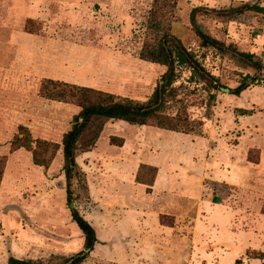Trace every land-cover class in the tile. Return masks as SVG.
Here are the masks:
<instances>
[{"label": "rangeland", "instance_id": "1", "mask_svg": "<svg viewBox=\"0 0 264 264\" xmlns=\"http://www.w3.org/2000/svg\"><path fill=\"white\" fill-rule=\"evenodd\" d=\"M253 4L264 8V0H0V264H59L85 252L61 149L81 108L40 88L52 81L145 103L166 72L139 57L160 36L148 26L153 9L219 88L182 70L166 114L192 133L111 120L87 156L77 152L84 185L74 182L73 209L97 238L82 264H264V71L238 96L223 91L258 74L231 54L200 49L190 22L199 9L205 35L264 62V13L225 18ZM20 126L32 148L57 146L48 169L12 150ZM141 165L157 168L152 186L136 183Z\"/></svg>", "mask_w": 264, "mask_h": 264}, {"label": "trees", "instance_id": "2", "mask_svg": "<svg viewBox=\"0 0 264 264\" xmlns=\"http://www.w3.org/2000/svg\"><path fill=\"white\" fill-rule=\"evenodd\" d=\"M169 1V0H165ZM175 2L172 4L174 5ZM199 9L191 11L190 22L194 26L198 38L200 49H213L221 54H231L242 64L252 68L258 75H245L241 78L239 85L235 89H230L229 94L240 95V93L251 85H259L262 82V72L264 71V62L254 54L238 52L232 46L225 45L216 39L205 35L195 24V15ZM245 12L264 13V8L253 4L244 5L237 9H231L226 12V19L241 15ZM157 12L153 9L148 19V26L151 30L160 33L155 46L144 45L139 53L141 60L149 61L166 67V72L162 77V82L156 87L153 95L142 104L136 103L127 98H120L111 94L95 91L90 88L78 87L73 85H62L52 81L42 84L40 91L48 99L67 103L74 102L81 108L75 115L71 128L67 131L61 140V149L63 156V171L66 180V192L68 205L74 203V182L84 185V174L76 164V155L78 151L89 152L95 146L100 137L103 126L107 121L120 120L130 125L146 126L151 125L171 132L192 133V125L186 120H175L169 118L166 114L167 103L170 94L174 91V84L180 78L182 70L190 71L189 81L199 79L201 81H210L209 90L219 88L218 81L210 77L199 57L193 51L185 48L180 40L175 38L166 26L162 27V22L156 17ZM208 78V80H207ZM48 86H51L48 88ZM214 98V95H211ZM113 138L110 142H113ZM34 141L29 131L23 127H18V135L14 138L12 150L24 149L32 153V162L35 166L48 169L55 154L56 145L48 143H36L32 148ZM123 145L122 139L116 146ZM4 159L0 158V184L3 176ZM157 168L141 165L135 181L138 184L152 186L157 175ZM144 173L150 180L143 179L140 176ZM261 213L264 215V202ZM72 219L80 228L84 238L85 252H80L75 256L63 259L59 264H82L88 254L93 250L97 243V238L92 226L75 210L72 209ZM263 256V254L261 255ZM7 264H43L33 260H18L10 257Z\"/></svg>", "mask_w": 264, "mask_h": 264}, {"label": "water", "instance_id": "3", "mask_svg": "<svg viewBox=\"0 0 264 264\" xmlns=\"http://www.w3.org/2000/svg\"><path fill=\"white\" fill-rule=\"evenodd\" d=\"M223 91L229 92V91L226 90V89H223ZM70 207H71V209H73V208H74V205H73V204H70Z\"/></svg>", "mask_w": 264, "mask_h": 264}, {"label": "crops", "instance_id": "4", "mask_svg": "<svg viewBox=\"0 0 264 264\" xmlns=\"http://www.w3.org/2000/svg\"><path fill=\"white\" fill-rule=\"evenodd\" d=\"M88 154H89V153H84L83 155H84V156H87ZM79 158H81V157H79Z\"/></svg>", "mask_w": 264, "mask_h": 264}]
</instances>
